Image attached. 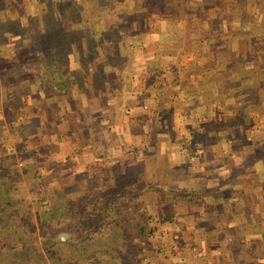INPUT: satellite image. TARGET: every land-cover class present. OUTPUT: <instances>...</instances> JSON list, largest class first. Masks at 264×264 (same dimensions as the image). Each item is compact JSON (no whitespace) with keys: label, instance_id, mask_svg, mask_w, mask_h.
<instances>
[{"label":"rangeland","instance_id":"rangeland-1","mask_svg":"<svg viewBox=\"0 0 264 264\" xmlns=\"http://www.w3.org/2000/svg\"><path fill=\"white\" fill-rule=\"evenodd\" d=\"M178 1L0 0V248L19 238L38 245L44 263L33 254L29 264L169 263L171 225L184 205L200 202L191 182L204 172L161 149L172 125L161 107L179 86L164 61H177L181 43L164 42L169 56L146 52L148 32L180 27L166 10ZM128 177L146 187L122 215L138 209L145 231L132 222L72 245L68 222L52 209ZM12 262L14 252L0 251V264Z\"/></svg>","mask_w":264,"mask_h":264},{"label":"crops","instance_id":"crops-1","mask_svg":"<svg viewBox=\"0 0 264 264\" xmlns=\"http://www.w3.org/2000/svg\"><path fill=\"white\" fill-rule=\"evenodd\" d=\"M178 5L166 9L173 22L181 19L175 33L146 34L154 42L146 52L156 55H165V41L181 43L177 61H164L179 86L161 107L172 121L161 149L208 173L191 182L200 202L174 218L168 264H264V0ZM139 88L148 95L146 84Z\"/></svg>","mask_w":264,"mask_h":264},{"label":"trees","instance_id":"trees-1","mask_svg":"<svg viewBox=\"0 0 264 264\" xmlns=\"http://www.w3.org/2000/svg\"><path fill=\"white\" fill-rule=\"evenodd\" d=\"M159 42L161 43L162 40H159ZM109 187L106 190L94 191L86 197L89 200H67L58 211L56 208L52 209L51 216L56 215L58 212L57 218L68 222L72 245H83V243L86 244L89 241L96 242L95 240L105 236L109 237L113 231L118 228L124 229L132 222L134 226L131 227L137 229L138 234L145 231L147 222L142 220V215H136L138 209L123 216L121 208L128 205L136 193L145 190L146 181L142 180L138 183L131 181V178L128 177L117 184L116 189L113 190L111 185ZM50 247V244L45 246L46 252H49ZM0 251L14 252V262L11 264L35 263L30 260L32 258L30 256L33 254V256L38 257V263H44V256L39 255L41 248L36 244H27L21 238L14 240V245L3 246ZM24 252L25 254H23ZM112 260L108 261L110 262L108 264H111Z\"/></svg>","mask_w":264,"mask_h":264}]
</instances>
